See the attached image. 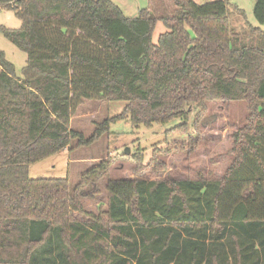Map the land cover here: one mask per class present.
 <instances>
[{
  "label": "trees",
  "instance_id": "trees-1",
  "mask_svg": "<svg viewBox=\"0 0 264 264\" xmlns=\"http://www.w3.org/2000/svg\"><path fill=\"white\" fill-rule=\"evenodd\" d=\"M173 3V15L148 8L130 19L111 0H0L21 21L0 32L28 58L17 76L0 51V264H264V32L239 44L227 1ZM254 14L264 26V0ZM158 22L167 32L154 44ZM95 100L126 106L86 137L71 120ZM219 102L250 110L220 181L109 180L108 209L94 214L82 200L98 193L109 162L75 187L29 176L74 143L94 145L112 123L181 118L183 129Z\"/></svg>",
  "mask_w": 264,
  "mask_h": 264
},
{
  "label": "rangeland",
  "instance_id": "rangeland-1",
  "mask_svg": "<svg viewBox=\"0 0 264 264\" xmlns=\"http://www.w3.org/2000/svg\"><path fill=\"white\" fill-rule=\"evenodd\" d=\"M127 18H137L141 10L150 8L156 17L173 15L177 7L173 0H111ZM218 0H194L199 5ZM230 10L233 40L239 44L260 43L259 26L254 14L258 0H225ZM0 27L18 30L21 21L15 12L0 8ZM167 29L162 22L156 24L153 43ZM0 51L22 76L27 65V54L19 50L0 32ZM125 102L84 101L72 117L71 128L86 137L93 135L96 124L120 116ZM192 113V112H191ZM190 116L188 128L175 129L183 123L175 118L167 124L150 128L135 127L128 120L112 123L110 134L103 136L88 148L65 150L30 166L32 179H69L75 187L81 176L100 162H109L108 176L98 184V193L82 200L85 211L98 214L108 209L109 194L105 185L109 180L132 179L153 181H220L232 165L234 155L233 134L250 116L247 102L209 103L207 111L194 121ZM128 154L125 155V151ZM78 221L86 220L75 215Z\"/></svg>",
  "mask_w": 264,
  "mask_h": 264
},
{
  "label": "water",
  "instance_id": "water-1",
  "mask_svg": "<svg viewBox=\"0 0 264 264\" xmlns=\"http://www.w3.org/2000/svg\"><path fill=\"white\" fill-rule=\"evenodd\" d=\"M125 154H126V155L128 154V150L125 151Z\"/></svg>",
  "mask_w": 264,
  "mask_h": 264
}]
</instances>
